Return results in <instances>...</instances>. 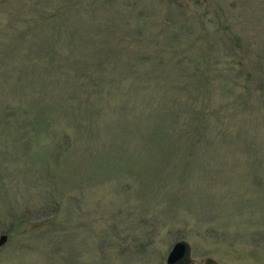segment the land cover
I'll return each instance as SVG.
<instances>
[{"label":"rangeland","instance_id":"obj_1","mask_svg":"<svg viewBox=\"0 0 264 264\" xmlns=\"http://www.w3.org/2000/svg\"><path fill=\"white\" fill-rule=\"evenodd\" d=\"M0 264H264V0H0Z\"/></svg>","mask_w":264,"mask_h":264},{"label":"water","instance_id":"obj_2","mask_svg":"<svg viewBox=\"0 0 264 264\" xmlns=\"http://www.w3.org/2000/svg\"><path fill=\"white\" fill-rule=\"evenodd\" d=\"M7 236H0V248L6 242ZM166 264H195L191 258V248L184 240L177 241L166 257ZM203 264H216L211 258H206Z\"/></svg>","mask_w":264,"mask_h":264}]
</instances>
